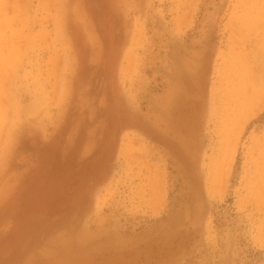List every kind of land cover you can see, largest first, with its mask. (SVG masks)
<instances>
[{
    "label": "rangeland",
    "instance_id": "obj_1",
    "mask_svg": "<svg viewBox=\"0 0 264 264\" xmlns=\"http://www.w3.org/2000/svg\"><path fill=\"white\" fill-rule=\"evenodd\" d=\"M0 264H264V0H0Z\"/></svg>",
    "mask_w": 264,
    "mask_h": 264
},
{
    "label": "bare ground",
    "instance_id": "obj_2",
    "mask_svg": "<svg viewBox=\"0 0 264 264\" xmlns=\"http://www.w3.org/2000/svg\"><path fill=\"white\" fill-rule=\"evenodd\" d=\"M177 83V82H176ZM173 96V95H172ZM179 98V97H178ZM166 99H167V97H166ZM167 102H168V100H166ZM171 101V100H170ZM158 105V104H157ZM166 105V104H165ZM154 108V107H153ZM164 109V108H163ZM163 111V110H162ZM166 111V110H165ZM157 116H158V114H157ZM159 117V116H158ZM157 123V122H156ZM155 124V123H154ZM157 125V124H156ZM165 133V132H164ZM167 135V134H166ZM195 161V160H194ZM177 218V217H176ZM98 235V234H97ZM96 234L95 235H92L91 233H87L86 234V236H85V239H90V241L92 240V239H94L96 236H97ZM118 240V239H117ZM80 241V240H79ZM93 241V240H92ZM115 242H117V241H115ZM118 243V242H117ZM120 243V242H119ZM138 243V242H137ZM118 245V244H117ZM106 247V246H105ZM98 251V250H97ZM134 253V252H133ZM113 254V253H112ZM111 254V255H112ZM70 255V254H69ZM92 255V254H91ZM108 255V254H107ZM131 255V254H130ZM68 256V255H67ZM101 256V255H100ZM48 257V256H47ZM96 259V258H95ZM102 259V258H101ZM50 260V259H49ZM114 261V260H113ZM97 262H99V261H97ZM101 262V261H100ZM110 262V261H109ZM95 263V262H94Z\"/></svg>",
    "mask_w": 264,
    "mask_h": 264
}]
</instances>
